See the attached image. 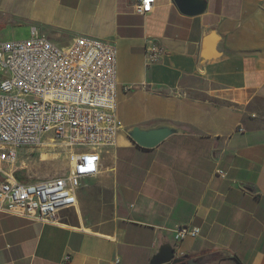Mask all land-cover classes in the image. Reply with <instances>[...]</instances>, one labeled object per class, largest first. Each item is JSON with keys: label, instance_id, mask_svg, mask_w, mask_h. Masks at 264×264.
<instances>
[{"label": "crops", "instance_id": "0c3cea01", "mask_svg": "<svg viewBox=\"0 0 264 264\" xmlns=\"http://www.w3.org/2000/svg\"><path fill=\"white\" fill-rule=\"evenodd\" d=\"M140 1L0 0V43L35 29L115 45L125 125L61 224L0 212V264H150L166 244L187 264H264V0H195V16ZM160 124L182 133L154 149L128 135ZM183 225L201 235L177 243Z\"/></svg>", "mask_w": 264, "mask_h": 264}, {"label": "built area", "instance_id": "2783aa9c", "mask_svg": "<svg viewBox=\"0 0 264 264\" xmlns=\"http://www.w3.org/2000/svg\"><path fill=\"white\" fill-rule=\"evenodd\" d=\"M154 4L141 0L136 12L146 16ZM162 55L160 47L151 48L152 62ZM0 72V212L59 225L63 212L78 205L84 181L99 175L102 155L117 145L125 129L118 114L117 47L78 37L63 48L33 29L29 39L0 43ZM41 148L65 153L63 175L34 180L25 172L30 158L21 160V150L34 154ZM200 235V227L183 225L175 241Z\"/></svg>", "mask_w": 264, "mask_h": 264}, {"label": "water", "instance_id": "95a60500", "mask_svg": "<svg viewBox=\"0 0 264 264\" xmlns=\"http://www.w3.org/2000/svg\"><path fill=\"white\" fill-rule=\"evenodd\" d=\"M179 10L187 16H195L202 12V6L195 0H174ZM214 39L208 37L203 42V53L213 55ZM182 133V130L167 124H160L151 128L133 127L128 130V135L141 148L154 149L173 135ZM150 264H187L184 258H177L175 249L170 245H163Z\"/></svg>", "mask_w": 264, "mask_h": 264}, {"label": "rangeland", "instance_id": "374dc122", "mask_svg": "<svg viewBox=\"0 0 264 264\" xmlns=\"http://www.w3.org/2000/svg\"><path fill=\"white\" fill-rule=\"evenodd\" d=\"M28 37L21 31H18L14 37L15 40H26ZM26 150H21L20 156L21 160L29 156V161H27V170L25 172L29 173L34 180L36 179H50L63 175L68 168V163L66 160V155L61 150L54 149H40L36 150L34 154H24ZM31 153V151L29 152ZM44 153L49 154L46 160H40V157ZM25 172H21L25 176Z\"/></svg>", "mask_w": 264, "mask_h": 264}, {"label": "bare ground", "instance_id": "6f19581e", "mask_svg": "<svg viewBox=\"0 0 264 264\" xmlns=\"http://www.w3.org/2000/svg\"><path fill=\"white\" fill-rule=\"evenodd\" d=\"M48 155H49V154L44 153L43 156H42V159H43V160H46V159L48 158Z\"/></svg>", "mask_w": 264, "mask_h": 264}, {"label": "trees", "instance_id": "16d2710c", "mask_svg": "<svg viewBox=\"0 0 264 264\" xmlns=\"http://www.w3.org/2000/svg\"><path fill=\"white\" fill-rule=\"evenodd\" d=\"M20 179H23V177L21 175H18Z\"/></svg>", "mask_w": 264, "mask_h": 264}]
</instances>
